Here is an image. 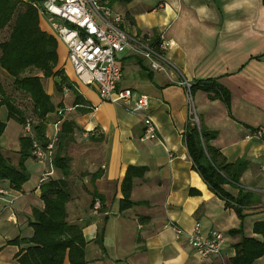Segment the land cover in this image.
Instances as JSON below:
<instances>
[{
	"label": "crops",
	"instance_id": "crops-1",
	"mask_svg": "<svg viewBox=\"0 0 264 264\" xmlns=\"http://www.w3.org/2000/svg\"><path fill=\"white\" fill-rule=\"evenodd\" d=\"M112 7L124 15V30L130 35L151 43L161 37L172 42L167 57L174 68L157 73L140 56L126 52L119 57L123 71L120 87L149 98L148 114L156 125L157 138L144 141L145 126L142 116L132 111L134 101L130 105L103 102L94 87L78 83L72 67L67 65V50L58 43L57 69L65 71L92 109L84 115L78 112L75 96L71 92L55 93V80L49 79L48 94L54 104L63 103L65 108L59 110L61 115L51 116L48 139L56 145L64 121H74L79 128L63 153L70 157L72 170L68 221L82 228L87 242L86 262L231 264L233 245L241 237L229 232L240 228L242 220L235 209L226 208L225 201L209 190L193 168L184 140L190 119L189 98L181 83L219 79L231 93L229 109L220 99H210L201 90L192 99L199 122L218 133L214 147L230 163H249L239 184L227 185L226 189L234 197L246 192L254 194L257 203L243 210L245 234L254 236V224L264 221V2L134 0ZM40 27L47 32L43 23ZM9 32H0V43ZM6 80L8 75L0 68V81ZM72 110L79 113L78 119L68 115ZM0 118L6 123L0 148L13 165H18L19 141L27 135L25 127H12L14 133L8 135L15 121L8 119L5 107L0 109ZM257 131L262 138L255 136ZM80 134L82 138H78ZM25 166L30 180L21 190L0 179V189L6 192L0 194V264H19L16 257L25 246L8 242L31 238L33 213L44 208L40 180L50 165L31 158ZM129 166L147 169L143 179L135 180L132 192V200L143 205L121 213V184ZM98 171L101 177L92 181L90 175ZM60 178L61 172L53 165L51 179ZM96 199L101 202L97 213L93 208ZM169 224L186 233L198 226L205 237L213 230L222 233V255L207 261L200 259L186 236L178 235ZM102 231L104 250L97 243ZM64 264L70 263L66 260Z\"/></svg>",
	"mask_w": 264,
	"mask_h": 264
},
{
	"label": "trees",
	"instance_id": "trees-1",
	"mask_svg": "<svg viewBox=\"0 0 264 264\" xmlns=\"http://www.w3.org/2000/svg\"><path fill=\"white\" fill-rule=\"evenodd\" d=\"M134 0H110V5H128ZM264 2V0H263ZM36 0H0V32L9 29V36L0 43V68L12 80L13 90L6 82L0 81V109L5 107L8 119L21 126L31 125V134L20 138L19 162L13 165L0 148V179L9 181L16 190H21L30 180L26 162L33 155L34 144L43 149L51 144L47 137V127L52 115H61L59 110L64 104H54L48 94L44 80L54 79V90L60 95L71 92L75 96V108L81 114L92 111L89 103L78 91L74 82L59 64L58 41L40 27ZM157 45V41L152 42ZM41 75V76H40ZM191 83V94L201 90L210 99H220L229 109L231 93L220 83L219 79L196 80ZM15 92V93H14ZM20 95V96H19ZM22 96V97H21ZM26 102V103H25ZM90 106V107H89ZM62 120V116H59ZM79 129L74 121H64L53 146V165L62 174L60 179H49L40 185L42 210L33 213L31 223L33 236L17 238L9 245L25 246L17 255L19 264H87V242L81 226L68 221L67 204L71 201L69 178L72 175L71 159L65 155L67 144L72 141L75 130ZM6 130V123L0 118V137ZM218 133L206 129L200 122L196 124L190 117L186 126L184 140L194 170L199 174L209 190L225 201L226 208L235 209L242 220L240 228L231 230V236H240V241L233 245L235 256L231 264H257L264 258V221L253 226L254 236H246L243 226V210L255 205L254 194L246 192L234 197L227 185L239 184L249 163L237 161L230 163L213 142ZM56 147V148H55ZM146 167L129 166L121 184L123 198L119 202L121 213L135 206L143 205L132 200L136 179H143ZM88 175V174H87ZM90 175V174H89ZM101 171L91 174L92 181L100 178ZM104 231L97 243L104 250Z\"/></svg>",
	"mask_w": 264,
	"mask_h": 264
},
{
	"label": "built area",
	"instance_id": "built-area-1",
	"mask_svg": "<svg viewBox=\"0 0 264 264\" xmlns=\"http://www.w3.org/2000/svg\"><path fill=\"white\" fill-rule=\"evenodd\" d=\"M40 22L58 43L67 50V63L72 67L78 83L94 87L103 102L130 105L134 101L132 110L142 116L145 132L142 140L153 141L157 138V128L148 114L149 98L140 95L134 98L131 89L121 88L123 71L119 57L130 52L143 58L149 69L157 73H167L174 68L167 57V53L174 45L172 42L160 38L157 45L150 40L133 36L124 30L125 17L116 11L110 0H36ZM189 98V113L192 120L199 124L191 94V83L183 81ZM27 134H31V125L25 126ZM255 136L262 138L257 131ZM33 155L36 159L48 162L40 184L47 182L53 171V144L43 149L34 144ZM264 171V164L262 165ZM0 194H6L0 189ZM94 211L101 209L99 199L94 200ZM178 235H185L189 246L202 260L219 258L223 252L224 236L218 231H211L208 237L203 236L197 226L192 232L186 233L173 224Z\"/></svg>",
	"mask_w": 264,
	"mask_h": 264
},
{
	"label": "rangeland",
	"instance_id": "rangeland-1",
	"mask_svg": "<svg viewBox=\"0 0 264 264\" xmlns=\"http://www.w3.org/2000/svg\"><path fill=\"white\" fill-rule=\"evenodd\" d=\"M47 29H48V27H47ZM49 30V29H48ZM67 65L69 66V64L67 63ZM6 85L9 87V90L11 91V89L13 90V87H12V80L11 79H9L8 78V80H6ZM44 85H45V88L47 89H49V86H50V80L48 81V80H44ZM15 93V92H14ZM56 93V92H55ZM20 96V95H19ZM22 97V96H21ZM138 96H137V94H135L134 95V98H137ZM26 103V102H25ZM69 116H71L72 118L74 117V118H76V119H78V116H79V113L76 111V110H72L71 112H69V114H68ZM19 124H17L16 122H14V123H12L10 126H9V130H8V135H10L11 133H14V130L12 129V127H15V126H18ZM14 137V136H13ZM78 138H82L81 137V134L80 135H78ZM11 139V138H10ZM16 143V140L13 138V141H12V144L14 145ZM78 148V147H77ZM76 153H78L77 151H76ZM78 155V154H77ZM75 158H76V154H75V156H74ZM13 162V161H12ZM30 186H32V185H34V181L33 182H31L30 184H29ZM260 264H264V260H262L261 262H260Z\"/></svg>",
	"mask_w": 264,
	"mask_h": 264
}]
</instances>
